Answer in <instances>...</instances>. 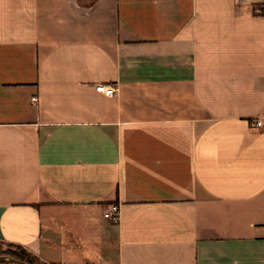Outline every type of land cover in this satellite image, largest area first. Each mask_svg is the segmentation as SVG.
Wrapping results in <instances>:
<instances>
[{
  "label": "crops",
  "instance_id": "obj_1",
  "mask_svg": "<svg viewBox=\"0 0 264 264\" xmlns=\"http://www.w3.org/2000/svg\"><path fill=\"white\" fill-rule=\"evenodd\" d=\"M256 118L264 0H0V241L42 264H264Z\"/></svg>",
  "mask_w": 264,
  "mask_h": 264
},
{
  "label": "built area",
  "instance_id": "obj_2",
  "mask_svg": "<svg viewBox=\"0 0 264 264\" xmlns=\"http://www.w3.org/2000/svg\"><path fill=\"white\" fill-rule=\"evenodd\" d=\"M96 91L107 96V97H113L116 93L115 87L112 85H98L96 87ZM34 101L37 100V98H33ZM252 126L261 128L264 127V120L261 118H256L252 120ZM120 206L119 205H112L111 208L105 213V218L109 219L115 223H117L120 220Z\"/></svg>",
  "mask_w": 264,
  "mask_h": 264
},
{
  "label": "trees",
  "instance_id": "obj_3",
  "mask_svg": "<svg viewBox=\"0 0 264 264\" xmlns=\"http://www.w3.org/2000/svg\"><path fill=\"white\" fill-rule=\"evenodd\" d=\"M9 245L15 246L16 248H18L21 251L20 253H18V252L12 253L9 256L11 259H15L17 261H21V262H24L27 264H42L40 262V260L35 255L30 253L24 247H22L20 245H14V244H9ZM1 264H7V263L1 262Z\"/></svg>",
  "mask_w": 264,
  "mask_h": 264
},
{
  "label": "rangeland",
  "instance_id": "obj_4",
  "mask_svg": "<svg viewBox=\"0 0 264 264\" xmlns=\"http://www.w3.org/2000/svg\"><path fill=\"white\" fill-rule=\"evenodd\" d=\"M14 252L20 253L21 251L15 246L0 241V257L10 258L9 256Z\"/></svg>",
  "mask_w": 264,
  "mask_h": 264
},
{
  "label": "water",
  "instance_id": "obj_5",
  "mask_svg": "<svg viewBox=\"0 0 264 264\" xmlns=\"http://www.w3.org/2000/svg\"><path fill=\"white\" fill-rule=\"evenodd\" d=\"M0 262H4L7 264H27L21 261H17L15 259H11V258H5V257H0Z\"/></svg>",
  "mask_w": 264,
  "mask_h": 264
}]
</instances>
